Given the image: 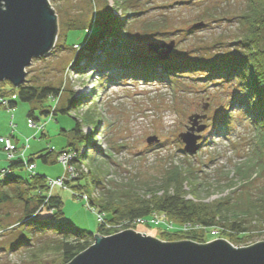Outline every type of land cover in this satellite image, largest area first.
I'll return each mask as SVG.
<instances>
[{
	"label": "rangeland",
	"instance_id": "374dc122",
	"mask_svg": "<svg viewBox=\"0 0 264 264\" xmlns=\"http://www.w3.org/2000/svg\"><path fill=\"white\" fill-rule=\"evenodd\" d=\"M49 2L58 23L54 47L49 54L34 58L25 68L24 84L56 88L60 93L58 105H66L72 99L76 104L69 113L58 111L55 115L39 114L40 110H51L55 106L52 96L33 103L17 98V105L11 111L0 105V137L14 135L19 152L23 151L25 139H30L24 158H33V173L46 178H66L72 166L75 177L64 183L67 187L52 190V194L61 199V216H52L53 211L45 207L32 216L29 224L20 223L25 217L26 202L17 198L0 202V264H65L61 233L53 226L44 230L36 220L68 222L61 228L95 234L102 199L134 201L160 194L174 167H181V172L189 170L193 178L198 179L194 181L197 186L192 185L193 179L189 177L183 184L189 198L205 203H229L234 211L232 219L239 220L245 231H236L230 224L214 229L193 224L185 230L140 224L135 226V231L171 242L191 240L184 236L195 231L201 239L191 241L197 243L218 238L232 241L242 234L239 244L230 242L236 248L263 241L264 127L233 105L240 97L235 80L227 81L222 74L210 76V72L199 67L191 70L188 65L174 69L178 71L177 77L170 75L168 80L163 77L156 81L132 77L124 69L113 68L115 66H110L103 74L96 70L105 68L103 62L107 57V61L116 57L156 58L148 50L151 42L172 41L174 46L168 59L175 57L180 62L206 64L212 59L224 63L239 59L241 43L250 35L245 18L250 13L248 0ZM112 21L120 29V35L98 37ZM107 53L112 55L106 56ZM2 82L0 88L4 86L6 92L16 89L8 81ZM10 92L5 97L8 100ZM31 109L39 117L36 123H44L43 131L28 127L27 112ZM194 113L205 118L199 123L204 128L196 132L199 148L190 154L184 151L178 134L186 131L188 117ZM76 120L81 135L93 134V147L82 144L71 133ZM217 121L224 123L217 124ZM150 136H156L158 141L148 144L146 140ZM70 141L80 160L64 166L57 153L66 149ZM50 151L52 155L44 162L41 156ZM90 151H95L94 155L99 157L107 155L104 171L87 159ZM17 159H20L19 153L12 160ZM8 165L9 159L0 143V170ZM29 174L22 168L15 169L11 175L27 178ZM17 186L26 197L27 186ZM31 194L36 195L37 191ZM91 199L94 204H90ZM250 204L259 206L257 214H249ZM221 230L225 233L221 234ZM161 231L172 236L160 234Z\"/></svg>",
	"mask_w": 264,
	"mask_h": 264
},
{
	"label": "trees",
	"instance_id": "16d2710c",
	"mask_svg": "<svg viewBox=\"0 0 264 264\" xmlns=\"http://www.w3.org/2000/svg\"><path fill=\"white\" fill-rule=\"evenodd\" d=\"M248 3L250 13L245 18L248 22L250 35H248L241 43L243 49L240 51L241 58L239 59L232 58L225 61V63L223 61L212 59L205 64L201 61L180 62L175 57L166 60H159L157 58L142 59L138 57L120 59L119 57H116L109 61H107V57L103 62L105 68H98L96 70L100 74H103L109 70L110 66H115L113 68L119 67L124 69L127 75L140 77L139 79L147 81H156L163 79V77L165 80H168L170 75L177 77L178 74L175 73H178V71H174V69L178 66L186 67V65H188V68L191 70H196L198 67L202 70L205 69L207 72L211 73L210 76L222 74L221 76L227 81L232 79L235 80L239 88L240 97L233 102V105L242 110L249 119H252L256 123L258 122L261 127H264V0H248ZM109 24L107 30L102 31L104 33L100 32L98 37L103 38L104 35L107 36L108 34H112L113 36L120 35V29L115 26L116 23L112 21L109 22ZM116 50L117 48L114 47L112 51L115 52ZM111 53H107L106 56L112 55ZM90 64L91 63H88V65ZM92 69H94V67ZM3 87L0 88V98H5L10 92H6ZM11 91V96L15 95V98L12 99L10 96V99L8 100L9 108H14L17 105V102L15 101L17 98L22 102L33 103L44 101L49 96H52L56 100L55 106L51 110H40V115H48L51 113L55 115L58 111L63 114L69 113L71 107L76 104V101L72 99L68 100L66 105H58L57 101L60 93L56 88L50 86L39 88L23 83L18 88ZM27 116L34 121L39 120V117L35 115L34 109L29 110ZM221 122L224 123L223 121H217V124H220ZM71 133L74 137H78L84 145L92 146L93 141H95L93 134L88 136L81 135L77 120ZM74 147V143L70 141L67 148L62 149L59 153L71 149L76 155H78V152ZM52 152L53 151H50L41 156V159L44 162H47L48 157L52 155ZM90 152L87 155V159L95 168L104 171L106 165L104 158L107 155H101V157H99L96 153L94 155L95 151ZM76 160L78 161L80 159L76 157V159L72 160V163ZM27 162H33V158L30 156L27 159ZM24 167V161L22 159H17L16 161L9 160V165L6 168L1 169L4 170L3 173L0 170V202L9 201L12 198H17L18 200L26 202L24 205L25 217L19 221L20 223L27 222L29 224L32 216L35 214L38 215V213L45 207L53 211L52 216H61V199L57 195L48 194V186L46 183L47 178L45 176L33 172H29L30 174L27 178L11 175L13 174V171L15 172V169H22ZM181 169V167H174L173 170L169 171L172 176H170L169 180L164 183L162 193L151 195L148 199L137 198L134 201L122 202H117L110 198L102 199V202L99 204V212L105 213V220L110 227H105L104 224L99 223V228L96 233L100 235H111L118 232L114 225L125 221L126 223L122 225V228L127 229L130 225L129 221L139 217H147L154 212L165 214L169 221L176 224H198L204 228L210 229L217 228L218 226L224 228L230 224V228H235L236 231H245L240 227L239 220L232 219L231 214H233L234 211H232V206L229 203H205L189 198V193L183 189V184L189 177L193 179L192 185L197 186L194 181H198V179L193 178L195 176L192 175L191 171L187 170L186 172H181ZM91 172L92 174H95L94 176H97V173H93V171ZM20 184L27 186L26 188L29 196L26 194V197H23L20 190L16 189V185L19 186ZM78 186L80 187L79 184L77 187ZM32 191H37V194L32 195ZM31 203H33V206L29 207ZM90 204H94L92 199L90 200ZM258 207L257 205L250 204L249 208L251 211H249V214H257L259 212ZM240 213L248 214V212ZM35 222H38L36 224L40 225L44 230L51 229L53 226L55 230L61 233L62 240L60 246L61 251L64 254V263L69 262L77 254L93 243L94 234L91 232H85L79 229L61 228L68 222L60 224H56L51 220H36ZM222 233H225V230H221V234ZM160 234L171 235L170 233L163 231H161ZM227 234L230 236L232 235L231 233ZM239 235L236 236V239H232V241L228 239V241L234 243V245L239 244L240 242L238 240L242 238ZM210 236L213 235L210 234ZM184 237L194 241L201 239L199 234L195 231L187 232Z\"/></svg>",
	"mask_w": 264,
	"mask_h": 264
},
{
	"label": "water",
	"instance_id": "95a60500",
	"mask_svg": "<svg viewBox=\"0 0 264 264\" xmlns=\"http://www.w3.org/2000/svg\"><path fill=\"white\" fill-rule=\"evenodd\" d=\"M57 16L49 0H0V82L18 88L26 81L25 68L50 53L58 32ZM174 46L151 42L148 50L166 60ZM205 115L188 117L178 137L184 151L194 154ZM150 136L146 142H157ZM65 264H264V240L236 248L225 239L206 243L162 241L146 233L125 229L111 235H93V243Z\"/></svg>",
	"mask_w": 264,
	"mask_h": 264
},
{
	"label": "built area",
	"instance_id": "2783aa9c",
	"mask_svg": "<svg viewBox=\"0 0 264 264\" xmlns=\"http://www.w3.org/2000/svg\"><path fill=\"white\" fill-rule=\"evenodd\" d=\"M12 99L15 98V95L11 96ZM0 105L9 109L11 111L12 108H9V104H8V99L6 98H0ZM11 124H13L11 122ZM28 125L29 127L35 129L36 131L38 130H42L44 129V123L39 125L36 123V121L32 120V119H28ZM13 126V125H12ZM0 143L3 145V150L6 153V156L9 160H12L15 157L16 153H19L20 159H22L25 163V169L28 172H33L34 168H35V164L34 162H27V159L24 158V151L28 148L29 145V138H26L24 143H23V151L19 152V148L17 147V144L14 142L13 140V136L12 135H8L5 137H0ZM76 154L74 151H62L61 153L58 154V159L60 161V163L64 166H66V164H68V166H70L69 164L72 162L73 159L76 158ZM75 170V167L70 166L69 167V177L65 176L64 177H57V178H47L46 179V183L48 186V194H52V190L56 187H67L64 186V183H66L67 180L70 179H74V175L75 172H73ZM2 173L4 172V170L1 171ZM97 220L99 223L104 224L105 227H110V225L107 223V221L105 220V213L104 212H97ZM126 222L124 221L123 223L120 224H116L114 225L115 229L119 231L125 230L122 228V225L125 224ZM129 227L127 229H133L135 228L136 225H140V224H144V225H148V226H157V227H163L165 228V230H173V229H187L191 226H193V224H189V223H183L180 226H177L172 223L171 221H169L167 219V217L165 216V214L162 213H157L154 212L152 214H150L147 217H139V218H135L134 220L129 221Z\"/></svg>",
	"mask_w": 264,
	"mask_h": 264
},
{
	"label": "crops",
	"instance_id": "0c3cea01",
	"mask_svg": "<svg viewBox=\"0 0 264 264\" xmlns=\"http://www.w3.org/2000/svg\"><path fill=\"white\" fill-rule=\"evenodd\" d=\"M28 122V121H27ZM28 127H29V125H28ZM31 128V127H30ZM33 129V128H32ZM14 131V130H13ZM41 131H43V129L41 130ZM36 133V132H35ZM10 135H12V134H10ZM13 136V138H15L14 137V135H12ZM41 136H44V134L42 133L41 134ZM16 139V138H15ZM29 141H30V139H29ZM16 144H17V142H18V140L16 139V141H14ZM55 158H56V156H55Z\"/></svg>",
	"mask_w": 264,
	"mask_h": 264
}]
</instances>
